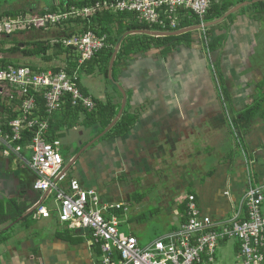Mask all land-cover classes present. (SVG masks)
I'll list each match as a JSON object with an SVG mask.
<instances>
[{"label": "crops", "instance_id": "obj_1", "mask_svg": "<svg viewBox=\"0 0 264 264\" xmlns=\"http://www.w3.org/2000/svg\"><path fill=\"white\" fill-rule=\"evenodd\" d=\"M77 1L84 0H43L36 8L29 0H13L0 5V15L7 12L11 13L9 18L30 15L35 8L42 10L40 13L49 9L59 12L67 3ZM210 1L228 7L221 17L239 9L218 25L209 27L207 44L202 43L198 29L173 43L153 45L147 52L132 54L115 66V85H119L126 95L124 110L138 115L127 134L101 137L92 143L98 137L96 125L80 124L70 130L63 129L59 139L69 180L75 179L82 187L93 189L104 204H133L137 196L147 206L154 205L167 220L163 224L166 234L183 224L184 210L180 212L183 209L180 201L185 195L195 197L203 215L227 222L238 210L239 199L246 189L244 159L234 151L212 83L210 64L219 68L225 98L237 117L259 99L262 100L261 112L264 110V2L255 6L256 1ZM121 21L127 23L125 19ZM186 22L183 29L198 26L188 15L182 18V23ZM50 30H54L50 35L56 36H43L42 40L51 43L61 35L56 28ZM33 32L43 33L33 30L24 34ZM211 40L219 45L213 51L208 47ZM4 43L7 44L3 47H11L10 42ZM21 43L20 48L26 43L31 44L28 41ZM256 54H260L257 59ZM52 63L61 64L58 60ZM93 74L97 76L95 81L102 85V79L97 73ZM80 84L83 87L81 81ZM95 86L98 96L88 92L87 95L109 100L113 105L122 103L118 88L117 93ZM242 130L245 153L254 163L258 183L264 184V117L258 114ZM86 145H89L88 149L77 158V153ZM13 156H4L0 149V211L2 207L8 211V202L20 193L27 191L29 198L37 194L32 190L34 174ZM20 156L28 159L30 151L23 149ZM175 159L182 161L183 166L178 170L172 165ZM174 174L182 188L176 187L172 192L167 183ZM176 191L182 193L177 201ZM39 203L49 210L54 207L46 194H42ZM34 208L14 223L0 222V241L4 239L0 242L4 247L3 251L0 249V264L95 262L98 249L91 246L87 231L67 229L58 222L53 210L49 218L34 220L28 215ZM143 211L146 210L136 208L133 213L129 212L136 219L130 226V235L137 237L135 234L144 230L143 219L138 216ZM223 251L228 252L232 264H237L236 242L219 246L218 264H224Z\"/></svg>", "mask_w": 264, "mask_h": 264}, {"label": "built area", "instance_id": "obj_2", "mask_svg": "<svg viewBox=\"0 0 264 264\" xmlns=\"http://www.w3.org/2000/svg\"><path fill=\"white\" fill-rule=\"evenodd\" d=\"M210 5V0H99L83 6L66 4L59 12L26 14L16 20L3 18L0 20V35L45 31L71 20L89 21L104 12L132 13L139 24L156 27V32L171 33L182 29V18L188 15L201 27L198 30L200 38L207 44L208 30L204 24ZM72 32L70 37H61L63 48L77 57V66L71 72L66 71V63L60 64L58 71H34L11 64L0 67L1 101L12 108V101L20 100L18 117L7 123L9 132L0 128L1 152L4 156L14 154L34 174L32 190L52 199V210L58 222L67 229L88 232L91 246L98 249L93 264H218L217 249L231 241L238 245L237 261L240 264H264V184L258 183L254 163L248 159L240 143V156L246 168V189L232 217L223 222L205 216L195 197L185 195L180 203L185 205L186 222L143 247L135 236L119 233L121 223L117 214L129 211L127 205L104 204L93 189L82 187L75 179H68L60 141L46 140L49 121L64 98H68L74 107L88 112L94 110L93 98L83 94L79 87L80 67L108 46L104 34L92 30L81 32L79 28ZM57 42L53 40L50 44ZM213 67L214 64H210L212 76ZM30 92L42 93L45 117H34L36 101ZM26 130L33 132L26 148L30 151L28 159L20 156L23 148L12 146ZM34 209L36 219L51 216L52 210L43 203H37Z\"/></svg>", "mask_w": 264, "mask_h": 264}, {"label": "trees", "instance_id": "obj_3", "mask_svg": "<svg viewBox=\"0 0 264 264\" xmlns=\"http://www.w3.org/2000/svg\"><path fill=\"white\" fill-rule=\"evenodd\" d=\"M99 0H84V1H77V2H69L67 5H90L95 3ZM242 1V0H240ZM245 1V0H243ZM256 1L257 3L255 6L262 5L264 0H252ZM210 5V9L208 10L205 22H211L218 18H220L227 10L228 7L226 5L219 6L212 1ZM56 10L49 9L45 12L53 13ZM43 12V13H45ZM40 13V14H43ZM13 14V13H12ZM16 14V13H15ZM39 13L37 15H40ZM11 13H3L0 15V20L3 18H9ZM127 20V23H123L121 20ZM186 23H181V28L185 27ZM74 28H79V31L84 32L86 30H92L99 35H106L107 36V48L102 49L99 51L94 58L90 61L86 62L80 67V75L81 73L85 72L86 74H93L97 73L100 75L102 80L107 83L113 85L114 89L117 91V85H115V79L109 80L108 78V67L113 55V52L117 45H119L116 59L112 68V72L115 69V66L119 61L127 59L132 54L143 53L147 52L152 48L153 45H166L168 43H173V41L181 39L183 37H187V34H184L179 37H163V38H156L146 35H128L124 36L127 32L131 31H138V30H145V31H158L156 27H150L145 24H139L136 21L135 15L132 13H99L95 17L91 18L89 21H68L67 23L63 24L61 27H56L60 31V37L57 43L53 45L50 44L49 41H36L34 43H26L23 45V48H20V44L18 40L14 38V35H22L25 32H18L12 35H0V67H5L7 65H13L15 67L22 66V67H29L34 71H44V70H52L58 71L60 64H53L58 60L61 64L66 63L65 69L67 72H71L77 66L76 61L77 57L73 56L70 50L63 48L61 44V37H70L73 33ZM180 28V29H181ZM208 30V36L210 37V28ZM33 31V30H32ZM70 31V32H69ZM72 32V33H71ZM4 42H10L11 47L5 48L3 45L7 44ZM19 44V45H18ZM29 44V45H28ZM217 41H212L209 44L210 50H215L218 48ZM21 54L23 58L31 59V58H40L46 65L44 66H36L30 63V65L19 64L17 60L10 59L11 57L8 55H15ZM4 56V57H2ZM8 56V57H5ZM63 57V59H62ZM113 74V73H112ZM80 75H79V87L83 94L87 95V91L81 86L80 84ZM113 78V77H112ZM31 95L35 97L36 101V111L34 112V117L43 118L45 117V101L43 99L42 93H34L30 92ZM95 108L92 112H88L80 107L72 106L71 102L68 98H64L63 103L61 104L60 108L53 113L50 121H49V129L46 135V140L52 142L53 140L60 139L62 136L63 129L70 130L74 127H77L80 124L85 125H96L95 130L97 134H101L107 126L112 122V120L117 115L120 106L119 104L113 105L109 100L102 101L99 99H94ZM262 100L259 99L258 101L253 102L249 108H247L242 114L232 120V126L237 134L242 129H244L250 121L256 117L258 114L264 117V110L261 112L262 109ZM19 105L20 100L12 101V108L6 105L0 99V128L3 132H9V128L7 127V123L11 120H14L19 115ZM83 117L81 122L79 120ZM138 118L137 114H129L125 109L123 111L122 116L119 118L117 123L112 127L111 130L107 134L103 136V138L108 137H119L127 134L132 127L134 126L136 120ZM93 122V123H92ZM33 138L32 131H25L21 135V139L19 141H15L12 146L16 147L19 146L23 149H26L31 140ZM238 141L241 142L242 148L245 149L244 138L242 136H238ZM22 149V150H23ZM27 150V149H26ZM12 157L13 154H12ZM22 163V162H21ZM26 167V166H25ZM33 197L27 196L28 192L20 193L17 198L12 199L8 202V211L4 210L2 207L0 211V222L1 224H6L7 222L14 223L18 219H20L28 210L34 207L37 203L40 202L42 194L36 192ZM184 210L183 216V224L186 222L187 217L185 213V205H182ZM36 210L33 209L29 212V217L31 216L34 220H37L35 216ZM135 219V218H134ZM8 223V224H10ZM137 238V237H136ZM138 240V239H137ZM4 241L2 239L0 242ZM139 242V241H138Z\"/></svg>", "mask_w": 264, "mask_h": 264}, {"label": "rangeland", "instance_id": "obj_4", "mask_svg": "<svg viewBox=\"0 0 264 264\" xmlns=\"http://www.w3.org/2000/svg\"><path fill=\"white\" fill-rule=\"evenodd\" d=\"M12 1L13 0H0V5H2L3 2H7L8 3V2H12ZM29 1L36 8H37V4L38 3H42L43 4V0H29ZM248 2H250V1H248ZM36 8L32 9L30 11L32 13L30 15H37L38 13H40V11H42V10H39V9H36ZM52 31H54V30L47 29V30L43 31V33H40V34H38L37 32H33L32 34L26 33V34H22V35H14V38H16L18 40V42L28 41L30 43H33L34 41H45V40H42L43 36H49L48 38H53V37L56 36V34L54 36L50 35V32H52ZM208 38L210 39L209 36H208ZM0 47L2 48V45H0ZM8 56L11 57L10 59L17 60L19 62V64L30 65V63H31V64L36 65V66H44V65H46L44 63V61H42L40 58L26 59V58H23L21 54H15L13 56L12 55H8ZM8 56H5V57H8ZM259 56H260V54H256V56H255L256 59L259 58ZM2 57H4V56H2ZM62 59H63V57H62ZM260 60L263 61V58H260ZM213 72H214L213 73L214 80L212 81V83H213L214 89L215 90L218 89L216 94L218 95V101H219L220 107H221L222 112H223L224 122L226 124V127L228 128L227 129L228 133L230 134V137L232 139L233 146H234V151H235V153H238V155H240L241 151H240V148H239V143L241 144V142H238V138L237 137L238 136L239 137L242 136L244 138L243 130H241L237 134L233 132L232 120L234 118H236L237 116L232 112V108H231L230 102L227 101V99L225 98L226 92H225L224 82L222 81V78L220 77V71H219V68L216 65H214V67H213ZM112 73H111V78L113 77L112 78V81H113L114 79H116L115 78L116 77L115 70ZM213 76L211 74L212 79H213ZM95 77H97V76H94V74L87 75L84 72L81 73V75H80V81H81L84 89L88 93H90L93 96H98V91H97V87L95 86V84L100 86L99 90H101V89H103V90L104 89H110L111 91L117 92L114 89L112 84L107 83L104 80L103 81L101 80V82H102V85H101L98 81L97 82L95 81ZM98 77L101 78L100 75H98ZM107 92H109V90ZM119 106H121V104H119ZM95 134H97L96 131H95ZM242 165H243V169H244V173H245V170H246L245 165L244 164H242ZM132 181H133V179H132ZM26 184H28V183H26ZM165 185L166 184L162 185L161 187L164 189ZM168 185H171V184L167 183V186ZM170 189H171L172 192H174L173 185L170 187ZM159 190H161V189H157V191H159ZM176 193H178V191ZM146 197H148V195ZM177 200H178V198L176 199V201ZM132 203L133 204H131V203L126 204L128 209H129V211H127L125 213H119L118 214V217H119L120 223H121L120 226H119V229H118L119 233L120 234H125V235H130V226H132L134 223H136V221H135L136 219H134L133 215H130V214H131V212L133 213V211L136 208L137 209L140 208L141 210L143 209V210H146V211H143V213L138 214L139 218H142L143 219L142 221L144 223L143 224V229L144 230L142 229L143 231L138 232L137 234H135L138 237V239H139V245L143 247L145 245H148L150 242L154 241L156 238L165 236V234H166L165 232L166 231H165V229L163 227V224L164 223L166 224L167 220H166V218H164L163 213L161 211L156 210L154 208L155 207L154 205L148 204V206H147L143 201H140V198L137 197V196L135 197V199H134V201ZM147 210H150V212H148ZM129 212H130V214H129ZM180 212H183L182 208H181ZM170 226H172V225H170ZM0 249L3 251V249H4L3 245L0 246ZM221 258H222L224 264H227V263L228 264H232L231 258H230V256L228 257V252L227 251H223ZM237 264H240V263L237 261Z\"/></svg>", "mask_w": 264, "mask_h": 264}, {"label": "water", "instance_id": "obj_5", "mask_svg": "<svg viewBox=\"0 0 264 264\" xmlns=\"http://www.w3.org/2000/svg\"><path fill=\"white\" fill-rule=\"evenodd\" d=\"M238 8H235L234 10L232 11H229L228 13H226L223 17L219 18L218 20L216 21H213L211 23H208V24H205L204 27L205 28H209V27H213V26H216L218 25L219 23H221L227 16H229L230 14L234 13ZM11 20H16L17 17H11L10 18ZM201 27L200 26H196V27H192V28H187V29H181V30H178V31H175V32H171V33H161V32H156V31H145V30H138V31H131V32H127L125 34V36H128V35H137V34H142V35H148V36H151V37H157V38H162V37H179V36H182L184 34H187V33H190V32H193V31H196L198 29H200ZM118 48H119V45L116 46L114 52H113V55L111 57V60H110V63H109V67H108V78L109 80H112L111 78V73H112V68H113V65H114V62H115V59H116V55H117V51H118ZM117 88L119 89L120 93L122 94V103H121V106H120V109L116 115V117L113 119V121L107 126V128L100 134L98 135V137H96L93 141L95 142L96 140L100 139L101 137H103L105 134H107L109 132V130L112 129V127L117 123V121L119 120V118L121 117L122 113H123V110L125 108V105H126V95H125V92L124 90L119 86L117 85ZM89 145H86L85 147H83L77 154V158L83 154L87 149H88ZM181 160L180 159H175L173 160L172 162V165L174 166V168H176V170L179 169V167H182L183 165L181 164ZM183 178V180L185 179V177L183 176H180ZM186 180L190 181L191 179L190 178H187ZM170 186L173 185V188L175 189L176 187H179V188H182L180 186V184L177 182L176 178H175V174L170 182ZM169 186V185H168ZM177 192V191H176ZM182 192V191H181ZM182 193H176L175 194V197L176 199L179 198V196L181 195Z\"/></svg>", "mask_w": 264, "mask_h": 264}]
</instances>
